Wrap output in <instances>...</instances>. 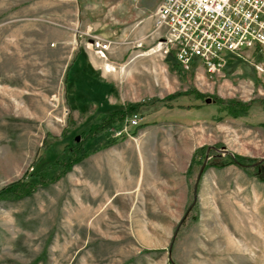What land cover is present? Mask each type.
Masks as SVG:
<instances>
[{"label":"rangeland","instance_id":"obj_1","mask_svg":"<svg viewBox=\"0 0 264 264\" xmlns=\"http://www.w3.org/2000/svg\"><path fill=\"white\" fill-rule=\"evenodd\" d=\"M161 1L0 0V191L49 169L66 146L86 154L58 178L34 179L31 194L0 199V264H264V110L255 103L234 119L200 101L196 110L155 102L188 92L258 102L264 62L245 52L222 76L197 63L182 70L154 30ZM93 40L110 43L104 57ZM150 101L144 121L197 135L181 167L184 194H153L143 205L130 193L110 204L93 182V156L148 126L132 135L143 118L127 116L103 148V137L92 138L103 129L88 130L112 110Z\"/></svg>","mask_w":264,"mask_h":264},{"label":"built area","instance_id":"obj_2","mask_svg":"<svg viewBox=\"0 0 264 264\" xmlns=\"http://www.w3.org/2000/svg\"><path fill=\"white\" fill-rule=\"evenodd\" d=\"M154 30L182 70L197 63L222 76L231 57L264 54V0H162ZM91 47L104 57L110 43L93 40Z\"/></svg>","mask_w":264,"mask_h":264},{"label":"crops","instance_id":"obj_3","mask_svg":"<svg viewBox=\"0 0 264 264\" xmlns=\"http://www.w3.org/2000/svg\"><path fill=\"white\" fill-rule=\"evenodd\" d=\"M190 130L178 122H161L95 154L92 166L95 186L110 204H118L122 196L130 193L142 198L137 203L143 205L153 194L167 198L183 196L181 167L188 164L197 141L196 133L191 134ZM85 169L80 166L79 174L82 171L83 175Z\"/></svg>","mask_w":264,"mask_h":264},{"label":"trees","instance_id":"obj_4","mask_svg":"<svg viewBox=\"0 0 264 264\" xmlns=\"http://www.w3.org/2000/svg\"><path fill=\"white\" fill-rule=\"evenodd\" d=\"M255 56L258 55L256 62H264L262 60V55L259 53H255ZM254 71V66L252 67ZM254 79H255V74H254ZM207 99L198 93L195 92H188V93H176L173 94L163 100H155V102L160 103L162 106H164L167 109L174 108L176 110H196V109H201L203 108L204 105L201 103L203 102L204 104L207 105H214L215 106V114H223V116H229L234 119H243L246 118L249 114L250 109L253 108L255 103L258 104V106L261 107L262 110H264V99L256 101L249 102L247 104H240L239 102H233V101H228L224 102L219 99H211V103H207ZM201 103H200V102ZM198 102L200 104H198ZM150 102H141V103H132V104H126L123 108L112 110L101 118L100 121L93 123L89 130H88V135L91 136L94 131H97L98 128H102V135L104 136H98L94 135L92 138L93 140H97L98 138H104L105 144L102 146L107 147L108 145L115 143V139L110 137V136H105V134L109 131V128H116L119 127L122 123V121L127 117L131 115H141V118H143V121L138 123L135 128L131 131L132 135H135L138 130L146 127V126H151L155 124V120H151L150 123L144 121L146 118V114H142L140 109H143L144 107L148 106ZM197 103V104H196ZM212 119L216 120H221L223 119L222 116L218 117H211ZM259 125H262L264 127V122L260 123ZM106 128V129H105ZM108 129V130H107ZM79 145H74L73 146H66V148L63 150L61 154L56 158L54 161L53 165L47 169L46 171L36 175V176H31L30 181H27L24 186L23 185H15V186H10L2 191H0V199H5L7 197L9 198H18L21 195H28L31 194L32 190L34 187L37 185L36 182H33L34 179L38 180H43L46 179L48 176V173L50 171L54 172L57 171L58 175H52L53 178H58L62 176L67 170H70L69 166L71 164H76L83 158H85L86 154H81L77 151ZM77 152V153H76ZM244 159L234 157L232 160L233 163L239 165V166H246L245 163H243ZM64 162V163H63ZM197 162L193 160L192 164H196ZM24 189V190H23ZM23 190V191H21Z\"/></svg>","mask_w":264,"mask_h":264},{"label":"water","instance_id":"obj_5","mask_svg":"<svg viewBox=\"0 0 264 264\" xmlns=\"http://www.w3.org/2000/svg\"><path fill=\"white\" fill-rule=\"evenodd\" d=\"M207 103H210V102H209V101H207ZM75 140H76V141H78V140H79V138H78V137H76V138H75ZM202 168H203V167H202ZM201 172H202V169H201L200 173H201Z\"/></svg>","mask_w":264,"mask_h":264}]
</instances>
